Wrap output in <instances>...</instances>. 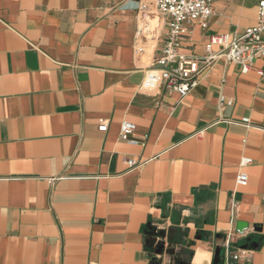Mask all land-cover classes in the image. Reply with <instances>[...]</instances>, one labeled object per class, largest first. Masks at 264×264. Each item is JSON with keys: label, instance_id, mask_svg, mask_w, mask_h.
<instances>
[{"label": "crops", "instance_id": "0c3cea01", "mask_svg": "<svg viewBox=\"0 0 264 264\" xmlns=\"http://www.w3.org/2000/svg\"><path fill=\"white\" fill-rule=\"evenodd\" d=\"M139 1L0 0V264H264V59L147 92ZM259 1L213 0L181 52L256 25Z\"/></svg>", "mask_w": 264, "mask_h": 264}, {"label": "built area", "instance_id": "2783aa9c", "mask_svg": "<svg viewBox=\"0 0 264 264\" xmlns=\"http://www.w3.org/2000/svg\"><path fill=\"white\" fill-rule=\"evenodd\" d=\"M139 9V48L145 54V76L142 89L150 93H176L178 101H182L196 86L203 70L211 68L215 62L225 58L241 66L243 73L253 68V61L264 59V0L258 4L256 25L246 28L235 35L213 36L206 45L204 56L186 55L181 52V44L185 36L191 33L195 24L207 28L209 19L214 13L213 0H140ZM160 40V41H159ZM218 47L219 50H216ZM264 76V70H258ZM226 101L222 96L220 106ZM240 123L248 128L255 127L250 118H243ZM108 120H100L99 131L108 130ZM136 125L123 121L120 127V138L130 144L138 142L133 138ZM253 163V159L243 156L240 160V171L236 177V186H247L249 176L244 169ZM127 164L132 168L141 162L130 159ZM55 178L48 179L52 183ZM236 192L230 201L233 219L238 210ZM230 233L228 240L232 239Z\"/></svg>", "mask_w": 264, "mask_h": 264}, {"label": "water", "instance_id": "95a60500", "mask_svg": "<svg viewBox=\"0 0 264 264\" xmlns=\"http://www.w3.org/2000/svg\"><path fill=\"white\" fill-rule=\"evenodd\" d=\"M158 251H160V250H158Z\"/></svg>", "mask_w": 264, "mask_h": 264}]
</instances>
